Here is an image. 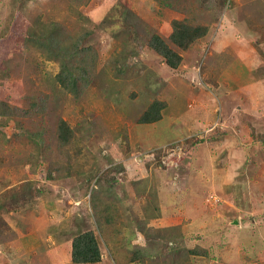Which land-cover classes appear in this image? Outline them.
I'll return each instance as SVG.
<instances>
[{"label": "rangeland", "instance_id": "obj_1", "mask_svg": "<svg viewBox=\"0 0 264 264\" xmlns=\"http://www.w3.org/2000/svg\"><path fill=\"white\" fill-rule=\"evenodd\" d=\"M175 19L209 31L171 68ZM89 230L93 264H264V0H0V264Z\"/></svg>", "mask_w": 264, "mask_h": 264}, {"label": "trees", "instance_id": "obj_2", "mask_svg": "<svg viewBox=\"0 0 264 264\" xmlns=\"http://www.w3.org/2000/svg\"><path fill=\"white\" fill-rule=\"evenodd\" d=\"M168 4L170 5V3ZM172 28V33L169 37L171 43L167 42L161 35L155 33L149 39L148 45L151 50L164 59L167 65L171 68H177L183 60V56L177 51V48L180 50L189 49L193 43L208 33L209 27L191 23L186 19H175L172 23ZM171 44L176 46V48ZM82 75H85V73H82ZM59 80L62 84L67 85V88L71 86L72 90L74 88H72V85L75 86L76 84L75 80H69L63 72L59 74ZM162 104L161 102L153 104L141 115L139 118L140 122L151 123L160 120L162 117L160 106ZM57 135L60 146L70 143V138L73 135L66 121L63 120L58 125ZM101 257V248L94 231L89 230L73 238L71 259L74 264L98 263L101 261Z\"/></svg>", "mask_w": 264, "mask_h": 264}]
</instances>
